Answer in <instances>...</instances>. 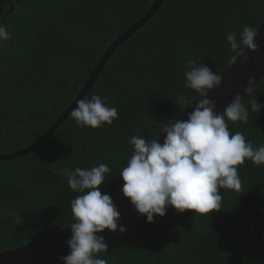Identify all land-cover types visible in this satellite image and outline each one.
<instances>
[{
	"label": "trees",
	"instance_id": "1",
	"mask_svg": "<svg viewBox=\"0 0 264 264\" xmlns=\"http://www.w3.org/2000/svg\"><path fill=\"white\" fill-rule=\"evenodd\" d=\"M154 0H0V24L11 39L0 44V154L39 138L81 90L106 48ZM11 6L13 9L10 10ZM264 0H164L147 23L111 55L85 95L99 94L118 118L100 128L77 127L70 115L33 151L0 161V252L43 239L72 222L73 192L62 167L107 163L98 187L110 195L133 153V135L158 139L163 124L191 101L184 86L189 58L220 75L233 55L228 32L257 29ZM264 105V76L245 96ZM185 107L183 110L182 108ZM254 146L264 144V107L228 122ZM240 191L219 189V211L178 212L169 206L153 222L139 214L106 243L108 264H264V166L238 168ZM13 213L22 224H13Z\"/></svg>",
	"mask_w": 264,
	"mask_h": 264
},
{
	"label": "clouds",
	"instance_id": "2",
	"mask_svg": "<svg viewBox=\"0 0 264 264\" xmlns=\"http://www.w3.org/2000/svg\"><path fill=\"white\" fill-rule=\"evenodd\" d=\"M257 29L244 25L239 33V40L234 32H228L226 41L233 53L229 63L237 58L244 64L248 56L244 49L257 51L255 43ZM11 39V34L0 24V44ZM184 86L194 90L191 101L184 100L189 106L196 100L193 110L187 114V120L168 119L160 132L166 133L163 143L156 137L145 139L133 135L129 144L133 153L122 168V193L129 198L139 214L146 216V221L153 222L154 214L164 216L171 206L178 212L191 210L199 214L219 211L222 196L219 189L240 191L242 184L238 168L246 160L255 166H264V144L254 146L241 131L231 133L228 122L247 123L249 107L255 114L264 105L257 103L255 96L245 104L240 93L224 108L223 113L214 111L215 103L206 97L211 90L221 83V76L210 70L203 63L189 58L184 64ZM254 77L249 76L242 91L246 96H253ZM197 97H203L197 100ZM183 107L182 110L185 108ZM70 117L77 127L100 128L111 125L118 118L116 107H109L99 94L91 98L84 97L76 101V107ZM107 163H99L89 168L62 167L58 170L60 178H67L69 188L79 193L70 202L72 222L71 237L66 241L69 253L58 257L62 264H108L104 254L108 244L103 236L97 235L104 229L116 231L120 213L112 198L102 194L98 187L110 176ZM13 224H22L20 214L13 213ZM119 232L126 229L119 226Z\"/></svg>",
	"mask_w": 264,
	"mask_h": 264
},
{
	"label": "water",
	"instance_id": "3",
	"mask_svg": "<svg viewBox=\"0 0 264 264\" xmlns=\"http://www.w3.org/2000/svg\"><path fill=\"white\" fill-rule=\"evenodd\" d=\"M163 2L164 0H154L148 10L106 48L76 97L39 138L21 150L0 154V161L11 160L26 155L46 141L70 115V112L76 107V101L85 97L115 50L141 26L147 23L148 20L158 11ZM12 9L13 6H11L10 10ZM255 43L258 46L257 51H249L245 48L244 54L248 56V60L244 64H241L240 58L238 57L233 64H229V66L220 74V85L207 91L206 97L214 101V111L216 113L222 114L224 108L232 101L236 93H240L242 98L246 96L242 89L247 85L249 76L254 77V87L263 78L264 17L257 27ZM201 98L203 97H197V100ZM195 103L196 100H194L191 105L186 106V108L173 120V123H175L176 120H187V114L193 110L192 108ZM165 135L166 133H162L157 139V142L162 144ZM123 183L124 182H122L109 195L112 198L117 211L120 213V217L117 221L118 229L119 226L126 228L139 215L134 206L130 203L129 198L123 195L121 190ZM118 229L116 231L104 229L102 232L97 233V235L103 236L104 241L107 242L120 233ZM70 237L71 231L70 226H68L38 241L25 244L15 249L2 251L0 252V264H62L58 257L69 253L66 241L70 239Z\"/></svg>",
	"mask_w": 264,
	"mask_h": 264
}]
</instances>
